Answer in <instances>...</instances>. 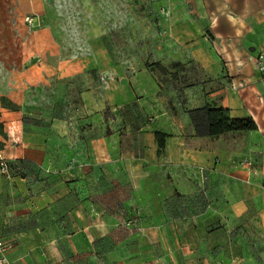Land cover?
I'll use <instances>...</instances> for the list:
<instances>
[{
    "label": "crops",
    "instance_id": "obj_1",
    "mask_svg": "<svg viewBox=\"0 0 264 264\" xmlns=\"http://www.w3.org/2000/svg\"><path fill=\"white\" fill-rule=\"evenodd\" d=\"M35 3L24 2L26 16L38 14ZM157 4L164 9L163 32L205 75L201 89L186 90V108L146 67L131 77L111 76L108 92L101 82L80 91L85 115L78 121L88 123L82 136L72 117L56 118L53 130L26 124L22 112L2 105L0 92V150L24 171L6 179L15 185L14 217L3 224L17 227L1 238L11 264H82L84 255L111 258L113 247H120L123 262L130 245L184 246L173 260L185 264H209L217 256L224 264L264 262V75L256 67L264 51V0ZM16 7L17 0H0V47L11 45L14 71L7 85H39L32 62L41 56L16 49L25 36H15L10 22L28 24ZM99 69L96 54L82 52L59 55L54 74L61 84ZM15 97L8 98L18 103ZM207 104L227 108L232 118L252 117L258 128L200 137L189 111ZM156 132L167 134L161 152ZM244 159L252 169L241 166ZM102 237L110 247L103 254L96 250Z\"/></svg>",
    "mask_w": 264,
    "mask_h": 264
},
{
    "label": "rangeland",
    "instance_id": "obj_2",
    "mask_svg": "<svg viewBox=\"0 0 264 264\" xmlns=\"http://www.w3.org/2000/svg\"><path fill=\"white\" fill-rule=\"evenodd\" d=\"M25 1L17 0L16 11L18 12L16 14L22 18L29 13L24 7ZM36 1L32 11L38 13L33 14L34 16L38 15L43 19L41 24L20 26L19 22L11 21L10 27L15 36L21 37L20 34L25 36L23 39L18 38L17 43L15 42L17 51L22 53L25 50H31L41 56V60H38V57L33 59L35 62L32 64L35 65L32 76L36 80L42 79V82L39 85L25 87L7 85L14 72L9 69V67H13L8 52L11 45L3 43L0 47L2 53L0 55L2 105L8 109L22 112L24 119L27 117L32 125L53 130L56 118L72 117L76 122L74 130L79 136H82L80 129H85L88 123L84 121L80 124L78 121L85 115L80 101V91L88 88L91 84L101 82L104 85V90L108 92L111 85L107 86L106 80L111 76L118 77L119 74H122L131 77L143 67H146L152 77L157 80L163 92L173 95L172 99L181 102L183 108H186V90L192 89L194 86L201 89L198 84H205L204 73L187 56L184 47L180 48L163 32L165 23L161 17L164 9L158 7L159 0ZM7 14H10V11ZM26 39H28V44H26ZM29 40H31V44H29ZM82 52L96 54L100 61V69L81 72L58 84L56 74H54L58 56L71 57ZM58 53L60 54L58 55ZM180 59L184 62L177 66L176 63L180 62ZM41 63L45 64L43 69L40 68ZM115 66H117V71L114 69ZM16 72L19 77L20 73L23 75L24 71ZM110 72H113V75ZM206 88L207 86L204 85L205 90ZM118 91L120 93V90ZM9 95H15L19 104L10 101ZM4 98L7 100L4 101ZM84 142H80V147H83ZM81 143L83 144L81 145ZM64 151L59 150L58 153L63 155ZM80 152V155L83 156V151ZM6 159L11 164L13 173H24L23 166L18 163L19 161ZM0 175L4 178L0 182V224L2 223L0 241H2L1 238L16 230L17 226L4 227L3 223L14 217L9 213V207L14 205L12 203L14 194L11 191L15 189V185H10L6 181L8 177L1 172ZM127 234L130 241L135 240V231L128 229ZM146 235V232H142V236ZM175 236L177 237V235ZM104 241L103 237L100 238V245L96 247L97 252L101 254L110 248L109 245L104 244ZM176 242L178 241L175 240ZM178 243V245L181 244L180 241ZM183 247L181 245L161 247L130 245L127 249L126 257L128 258L123 262L119 258L120 247H113L114 254L111 258L105 259L103 255L102 257L98 256L95 261H90L89 256L84 255L82 264H185L184 259H181L182 261L173 260L183 252ZM9 248L8 245L5 251L6 255ZM136 248L139 251L138 256H135ZM210 260L209 264H224L219 256L214 259L210 257ZM213 260L219 261L213 263ZM9 263L11 264V262ZM260 264H264V262Z\"/></svg>",
    "mask_w": 264,
    "mask_h": 264
},
{
    "label": "trees",
    "instance_id": "obj_3",
    "mask_svg": "<svg viewBox=\"0 0 264 264\" xmlns=\"http://www.w3.org/2000/svg\"><path fill=\"white\" fill-rule=\"evenodd\" d=\"M5 100L7 99L4 98ZM10 104L12 103L10 102ZM189 115L196 134L200 137H215L228 132H244L258 128L252 117L232 118L227 108L209 104L190 110ZM24 122L30 124L27 117H25ZM166 137V133L156 132L160 152L165 148Z\"/></svg>",
    "mask_w": 264,
    "mask_h": 264
},
{
    "label": "built area",
    "instance_id": "obj_4",
    "mask_svg": "<svg viewBox=\"0 0 264 264\" xmlns=\"http://www.w3.org/2000/svg\"><path fill=\"white\" fill-rule=\"evenodd\" d=\"M25 21L30 25H39L40 23L35 21L34 16H26ZM256 67L264 75V51L258 53L256 58ZM241 166L248 169L253 168V163L250 160L244 159L240 162ZM0 172L7 177H11L13 174V168L9 161L3 156L0 150ZM8 244L4 241H0V264H10L5 251L7 250Z\"/></svg>",
    "mask_w": 264,
    "mask_h": 264
}]
</instances>
